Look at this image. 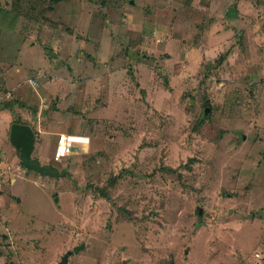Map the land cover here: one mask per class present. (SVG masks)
I'll use <instances>...</instances> for the list:
<instances>
[{
	"label": "rangeland",
	"instance_id": "1",
	"mask_svg": "<svg viewBox=\"0 0 264 264\" xmlns=\"http://www.w3.org/2000/svg\"><path fill=\"white\" fill-rule=\"evenodd\" d=\"M54 1L0 0V264H264V0Z\"/></svg>",
	"mask_w": 264,
	"mask_h": 264
},
{
	"label": "water",
	"instance_id": "2",
	"mask_svg": "<svg viewBox=\"0 0 264 264\" xmlns=\"http://www.w3.org/2000/svg\"><path fill=\"white\" fill-rule=\"evenodd\" d=\"M206 113L207 109L204 111V115H206ZM9 143L15 150L19 152L21 166L27 172H34L40 177L56 179L65 175V173H58L54 168L48 165H42L37 159L32 158L35 134L29 126L20 123L11 124L9 129ZM81 248H83V245ZM77 249L75 248L74 250L76 251ZM68 256L69 253L65 254L61 259L60 264H66Z\"/></svg>",
	"mask_w": 264,
	"mask_h": 264
},
{
	"label": "built area",
	"instance_id": "3",
	"mask_svg": "<svg viewBox=\"0 0 264 264\" xmlns=\"http://www.w3.org/2000/svg\"><path fill=\"white\" fill-rule=\"evenodd\" d=\"M74 143L70 140L68 135H60L57 140V146L54 154V160L59 161L61 158H64L65 155L69 152L71 144Z\"/></svg>",
	"mask_w": 264,
	"mask_h": 264
},
{
	"label": "trees",
	"instance_id": "4",
	"mask_svg": "<svg viewBox=\"0 0 264 264\" xmlns=\"http://www.w3.org/2000/svg\"><path fill=\"white\" fill-rule=\"evenodd\" d=\"M61 1H63V0H55L54 2H55V3H58V2H61ZM223 58H224V56H221L220 59L222 60ZM204 103H205V105H207V104H208V100H206V102H204ZM14 122H15V123H19L18 120H15ZM50 167H51V166H50ZM52 168H53V167H52Z\"/></svg>",
	"mask_w": 264,
	"mask_h": 264
},
{
	"label": "crops",
	"instance_id": "5",
	"mask_svg": "<svg viewBox=\"0 0 264 264\" xmlns=\"http://www.w3.org/2000/svg\"><path fill=\"white\" fill-rule=\"evenodd\" d=\"M3 120H4V119H3ZM3 120H0V123H2ZM10 126H11V125H10ZM0 127H1V125H0ZM34 148H35V143H34ZM34 150H35V149H34ZM34 152H35V151H33V153H34ZM33 153H32V154H33ZM32 158H33V157H32ZM38 161H39V160H38ZM39 162H40V161H39ZM41 164H42V163H41ZM42 165H43V164H42ZM26 173H27V172H26ZM28 173H29V172H28ZM10 175H11V174H9V176H10ZM2 181H3V180H2ZM2 181H1V182H2ZM11 181L14 182L13 184L16 183V179H12ZM1 185H2V184H1ZM1 193H2V192H1ZM2 194H3V193H2Z\"/></svg>",
	"mask_w": 264,
	"mask_h": 264
},
{
	"label": "clouds",
	"instance_id": "6",
	"mask_svg": "<svg viewBox=\"0 0 264 264\" xmlns=\"http://www.w3.org/2000/svg\"><path fill=\"white\" fill-rule=\"evenodd\" d=\"M69 136V135H68Z\"/></svg>",
	"mask_w": 264,
	"mask_h": 264
}]
</instances>
